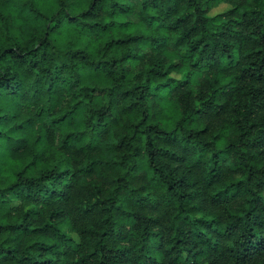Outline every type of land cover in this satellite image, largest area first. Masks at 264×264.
<instances>
[{
	"label": "trees",
	"instance_id": "1",
	"mask_svg": "<svg viewBox=\"0 0 264 264\" xmlns=\"http://www.w3.org/2000/svg\"><path fill=\"white\" fill-rule=\"evenodd\" d=\"M0 264H264V0H0Z\"/></svg>",
	"mask_w": 264,
	"mask_h": 264
},
{
	"label": "rangeland",
	"instance_id": "2",
	"mask_svg": "<svg viewBox=\"0 0 264 264\" xmlns=\"http://www.w3.org/2000/svg\"><path fill=\"white\" fill-rule=\"evenodd\" d=\"M224 8H225L224 5H220L219 7L215 8L213 11H214V12H221L222 10H224ZM62 231H63V233L68 234V233L66 232V228H62Z\"/></svg>",
	"mask_w": 264,
	"mask_h": 264
}]
</instances>
